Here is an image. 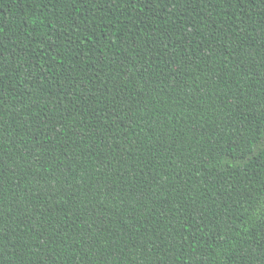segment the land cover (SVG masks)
I'll use <instances>...</instances> for the list:
<instances>
[{"label": "trees", "instance_id": "obj_1", "mask_svg": "<svg viewBox=\"0 0 264 264\" xmlns=\"http://www.w3.org/2000/svg\"><path fill=\"white\" fill-rule=\"evenodd\" d=\"M0 264H264V0H0Z\"/></svg>", "mask_w": 264, "mask_h": 264}]
</instances>
